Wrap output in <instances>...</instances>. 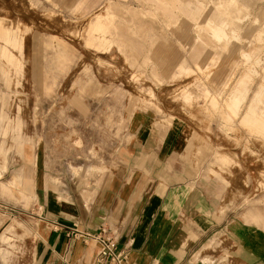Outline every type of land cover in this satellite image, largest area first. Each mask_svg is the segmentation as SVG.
<instances>
[{
    "label": "rangeland",
    "instance_id": "rangeland-1",
    "mask_svg": "<svg viewBox=\"0 0 264 264\" xmlns=\"http://www.w3.org/2000/svg\"><path fill=\"white\" fill-rule=\"evenodd\" d=\"M217 1L193 3V18L174 8L176 22L167 24L163 6L150 1L0 0V31L15 32L16 46L8 49L18 62L0 56V106L4 97L8 118L0 122V264L30 260L34 159L45 171L54 166L56 187L65 192L66 180L88 181L85 166H99L118 145L154 149L184 166L174 169L198 179L202 203L218 220L231 214L233 224L249 225L250 238H264V133L242 121L264 88V22L255 18L264 3H233L240 22L221 38L225 48L201 46L191 55L192 24L224 8ZM97 15L131 25L102 34L92 26ZM166 49L174 59L165 73ZM218 79L226 82L222 93ZM235 90L238 110L226 120L225 99ZM17 116L19 126H11ZM71 186L70 194L87 184Z\"/></svg>",
    "mask_w": 264,
    "mask_h": 264
},
{
    "label": "crops",
    "instance_id": "crops-1",
    "mask_svg": "<svg viewBox=\"0 0 264 264\" xmlns=\"http://www.w3.org/2000/svg\"><path fill=\"white\" fill-rule=\"evenodd\" d=\"M123 148L99 166L86 165L88 181L66 180L67 192L57 189L54 166L45 171L34 159L28 264H264V238H250L249 225L233 224L231 214L218 220L202 203L198 179L174 169L184 166L154 149ZM85 183L70 194V185ZM101 225L115 237L116 258L98 257L99 243L87 236Z\"/></svg>",
    "mask_w": 264,
    "mask_h": 264
},
{
    "label": "bare ground",
    "instance_id": "bare-ground-1",
    "mask_svg": "<svg viewBox=\"0 0 264 264\" xmlns=\"http://www.w3.org/2000/svg\"><path fill=\"white\" fill-rule=\"evenodd\" d=\"M138 3L140 0H136ZM143 2L150 1L151 3H160L159 6L162 7L164 11L166 12V23H174L175 21V15H173V9L179 7V15L180 13H184L187 16L196 17V13L198 11L197 7L191 8L193 3H208L213 2V0H141ZM168 3H172V5H169ZM215 3H226L224 4V8L222 6L220 8H215V10L212 12V14L207 18L205 17L204 24H201L197 20L192 24L193 28L197 32V41H195L193 44H189V53L191 55L195 54L199 51L201 46H212L218 48H225L224 43H220L222 41V37L231 32L235 33L237 31L238 23L237 19L239 18L238 15V8L233 3H244L245 7L252 6L254 7L257 4L264 3V0H218ZM162 5V6H161ZM243 14L247 13L246 9L244 8ZM178 16V13L176 14ZM107 15L104 16V19L101 15L95 16L96 20L93 23V27L95 30L104 32L111 30L114 33H117L121 28H123V25H131V24H123L119 23L120 21H105ZM255 18H262L259 21L258 25H261L264 22V5H260L258 7L257 14ZM224 24H229L230 27H228L227 31L224 28ZM187 25L182 26V29L180 30V35L185 34L187 30ZM0 39L4 41L3 45H0V56L4 59L6 64L9 65H15L18 66L17 60L14 58L12 52L8 49V47L13 48L16 46V34L11 29H4L3 32L0 31ZM213 40L211 43L210 41ZM124 44V43H123ZM187 44V43H185ZM140 44L137 43L130 48L131 50H136V48H139ZM129 50V51H131ZM160 46H158L154 51H152L153 57L158 60L159 55L161 52ZM255 51L258 50V47L254 49ZM132 52V51H131ZM149 52V51H148ZM164 59L160 66L162 71L165 73L169 70V66L172 65L174 55L169 53L168 49L164 50ZM147 54V53H145ZM151 55V54H150ZM154 59L155 64L157 65V61ZM1 69V68H0ZM3 75L5 82H8V71L3 69ZM225 81L218 79L215 83V89L216 92L222 93L225 89ZM7 87V85H6ZM255 97L252 99L251 103L248 106V109L244 113V116L242 117V121L244 123L249 124L252 128H255L257 130H260L264 133V88L259 89L255 94ZM226 101V107L228 110V115L222 111L224 114L226 120L228 117L232 115V113H237L238 110V93L233 91L231 94L228 95V97L225 99ZM4 105H7L4 97L1 98V106H0V122L8 121V118L6 119V114L4 110ZM15 123L11 126H19V117H15ZM2 127V126H1ZM10 127V124L3 125V130L6 132ZM52 130V129H50Z\"/></svg>",
    "mask_w": 264,
    "mask_h": 264
},
{
    "label": "built area",
    "instance_id": "built-area-1",
    "mask_svg": "<svg viewBox=\"0 0 264 264\" xmlns=\"http://www.w3.org/2000/svg\"><path fill=\"white\" fill-rule=\"evenodd\" d=\"M109 228L105 225H101L99 231L94 234H87L99 243L98 257L101 258H116L117 256L113 253L115 246V237L108 234Z\"/></svg>",
    "mask_w": 264,
    "mask_h": 264
}]
</instances>
